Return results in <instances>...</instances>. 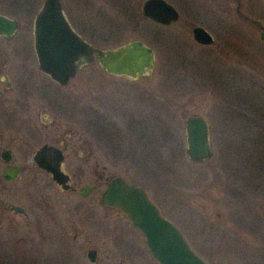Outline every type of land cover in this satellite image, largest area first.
Returning <instances> with one entry per match:
<instances>
[{
	"label": "rangeland",
	"instance_id": "374dc122",
	"mask_svg": "<svg viewBox=\"0 0 264 264\" xmlns=\"http://www.w3.org/2000/svg\"><path fill=\"white\" fill-rule=\"evenodd\" d=\"M125 1L60 0V4L73 26L86 24L85 34L96 47L110 48L137 39L153 50L152 70L137 78L134 88L117 94L120 100L132 99L128 105L137 106L132 147L154 149L148 163L153 172L140 166L151 187V200L208 264H264V43L256 31L234 17H223L221 23L219 18L208 21L187 16L181 0H166L179 15L164 26L142 18L143 0ZM41 2L0 0V14L18 22L11 39L0 38L4 52L0 151L9 148L10 163L22 169L14 181L5 183L0 178V264H90L84 257L88 248L97 250L96 264H156L128 217L100 204L101 187L86 197L78 195L77 187L86 177H97L90 173L96 162L84 165L83 152L70 151L62 169L70 173L75 166L84 168L83 177L76 183V170L71 174L74 189L63 190L30 160L42 142L23 141L24 113L13 100L22 89L40 90L50 101L55 88L38 73L32 53L31 21ZM118 5L122 14L116 10ZM193 25L210 30L212 45L199 46L193 41ZM220 27L232 30L225 32ZM28 51L30 57L25 54ZM99 73L93 62L64 88L75 92L74 110L84 104L87 85H97L93 80ZM86 74L94 76H88L89 84L82 81ZM7 82L6 90L3 83ZM120 85L118 89L123 88ZM35 103L33 121L55 119L51 105ZM191 115L202 116L208 126L213 155L203 163H192L184 155L182 126ZM82 124L79 114L78 124L70 127L77 137L84 136ZM150 124L153 128H146ZM147 132H153V143L143 136ZM47 133L54 134L48 137L51 144L55 136L62 135L55 121ZM95 137L91 135V147L98 155L104 147ZM106 161L103 164L111 167L108 173L119 171L115 160ZM4 165L0 161V171Z\"/></svg>",
	"mask_w": 264,
	"mask_h": 264
},
{
	"label": "water",
	"instance_id": "95a60500",
	"mask_svg": "<svg viewBox=\"0 0 264 264\" xmlns=\"http://www.w3.org/2000/svg\"><path fill=\"white\" fill-rule=\"evenodd\" d=\"M142 14L161 25H169L178 18L177 11L164 0H146ZM16 29L14 18L0 14V36L10 39ZM191 32L198 43L210 44L213 41L200 27H193ZM259 39L264 42V26L260 27ZM32 44L38 70L59 85L66 84L77 69L90 63L93 55L103 70L131 78L148 74L154 63L151 48L140 40H132L114 49L92 48L69 25L60 0H42L32 20ZM182 129L185 158L192 163L209 160L213 149L205 119L191 115L184 120ZM9 160L11 151L2 149L0 161L7 163ZM31 160L60 189L69 188V177L61 169L62 156L58 148L47 144L38 146ZM19 173V166L6 165L0 171V178L9 182ZM88 192V186L79 190L81 196ZM100 202L128 217L130 225L143 236L145 248L156 264H208L191 248L178 227L160 214L141 187L113 177L101 192ZM84 257L90 264H96L97 250L86 249Z\"/></svg>",
	"mask_w": 264,
	"mask_h": 264
},
{
	"label": "flooded vegetation",
	"instance_id": "af4514ba",
	"mask_svg": "<svg viewBox=\"0 0 264 264\" xmlns=\"http://www.w3.org/2000/svg\"><path fill=\"white\" fill-rule=\"evenodd\" d=\"M112 1L119 2L121 0H112ZM145 1L146 0H143L140 6L141 16L144 19L150 20L142 14V5ZM124 2L126 1L124 0ZM192 4H193V7L191 8ZM119 7H120L119 5L116 6V10L117 12L120 13L121 10L119 9ZM181 7L183 8V11L186 12L187 16L191 17L193 15V17L196 19L199 18V19L208 20V21H210L209 19H211V20L216 21V19L219 18L218 20L222 23L223 17L224 18L234 17L236 18L237 23L247 26L249 29H251V31H256L258 33V37H259L260 27L264 26V0H181ZM100 14L105 15V13H100ZM65 18L67 22L69 23V25L71 26V28L92 48L114 49L120 45L122 46L132 41V40H128L125 43L112 46L110 48L96 47L90 42V38L87 37L85 34V30H84V27L86 26L85 23H77V25L74 24L73 26L66 15H65ZM31 24H32V21H31ZM155 24H158V23H155ZM158 25L164 26L161 24H158ZM193 27H200L204 29L207 33L210 32V30L205 29L202 26L193 25L190 29L191 37H192L191 31ZM220 28L221 30L225 32H229L232 30V29H228L227 27H220ZM17 29H18V22H17ZM31 29H32V25H31ZM92 33H95V32L93 31ZM13 35H15V33ZM209 35L213 39L210 33ZM0 38L4 40H9V39L4 38L3 36H0ZM133 40H137V39H133ZM193 41L199 46H204V47L212 45L213 43L212 41V43L210 44H201V43L196 42L194 39ZM260 41L263 42L262 40ZM143 44L147 46L145 43ZM32 53L35 59L34 52H33V44H32ZM152 53H153V50H152ZM25 54H28L30 57L29 51L28 53H25ZM3 55H4L3 50H0V62L1 60H3ZM153 57H154V53H153ZM93 62H95L97 64V67L101 70V73H99L96 76V78L93 80L94 82H97V85L95 86V85L89 84V80H90L89 77L93 79L94 77L93 75L89 76V74H86L85 77H82V79L86 78L85 80H82V81L87 80V83L89 85H87L85 94L83 95L85 99L84 104L82 105V107H78L79 111L74 110L76 107V103H74V100H73L74 98L73 96L75 92H73L72 90L70 91L68 89L64 90V88H66L70 84V82L73 81L74 79L80 78L79 72L81 73V71L84 68L88 69L89 65L91 66ZM35 63H36V60H35ZM36 69L38 73L47 77L46 75H44L38 70L37 66H36ZM146 75H142V76H146ZM137 78H131V77L124 76V75L112 74V73H109L103 70L99 62L97 61L96 56L93 55L91 62L77 69L75 74L67 81L66 84L59 85L48 78L52 82V84H54V87H55L51 91L52 95L50 97V101L47 99L45 93L40 90L38 91L34 90L30 92V91H24L22 89L19 90L20 95L13 100L15 104L18 105L16 107L21 109V112L24 113L23 114L24 115L23 124H22L21 129H23L24 133H26V136L23 137V141L25 142L26 141L27 142L28 141H33V142L41 141L42 143H40L39 146L43 144H47V145H51V146L58 148L61 152L62 164L69 156V152L74 151V150H81L83 152L82 162H85L84 165H88L89 161L96 162L94 164V167L90 171V173H93L97 177L93 180L88 179L86 177L85 179L88 180V182H85L86 180H84V182L81 183V185L77 187L78 195L80 197H86L88 194L92 193L96 187H101V191H100V194H101V192L103 191L107 182L110 179H112L113 177H119L127 184H133V185H137L141 187L144 190L147 198L156 206V204L151 200V195H150L152 193L150 192L151 187L148 185V183L145 182L144 173L141 172L140 170V166H145L146 168L148 167L149 169L152 170V167L148 166V163L153 158L152 155H154L153 154L154 149L153 147L143 148L139 145H138V148L132 147V144L134 143H133V139L131 136V129H132V123L135 120L134 118H137V113H136L137 106L135 107L132 104H129V105L127 104V101L130 103L132 99L131 100L121 99L124 101L122 102L117 96L118 92L121 94V91L126 90V88H131V87L134 88L136 85H132V83ZM120 79L123 82H120ZM23 81H27V78L24 79ZM119 83L122 84L123 86L122 89H118L121 86ZM3 85H5L6 90L9 89L10 87V84L8 82L3 83ZM20 87H22V84H20ZM95 91H97V93ZM36 94L37 95L39 94V96H36ZM7 100L8 102L11 101L13 103L11 99L7 98ZM37 101L39 102L44 101L45 103L43 102L38 103ZM34 103L39 104V105L40 104L51 105L55 110L53 114L55 116V119L53 118L48 119L47 117H45L43 119H40L39 122L33 121L32 119L34 115L32 113V107L35 106ZM10 114L11 112H9V115ZM79 114L81 115V121L83 123L82 124V128H83L82 130H83V135H84L83 137H77L75 134L76 131L72 132V130H70V127L76 126L78 124ZM151 115H152V112H151ZM54 121L57 123V127H59L60 131H62V135L59 137L55 136L54 141L51 144L49 143L50 141L48 140V137L53 136L54 134L50 135V133H47V128L49 125H52ZM146 128L152 129L153 128L152 124L146 125ZM65 132H67V135L63 136V133ZM152 133L153 132L143 133V136L148 139V142L153 143ZM161 133L162 132H160V134ZM91 135H94V137L98 136V140H99L98 142H101V144L104 147L103 152L98 155H96V152L91 147V142H92ZM165 137L166 136H164V138ZM3 149H9V148L5 147ZM156 150H157V154H159V149H156ZM31 158H32V154H31L30 160ZM12 159H13V155L11 152V160ZM109 159L115 160L118 163L120 172L118 171L113 174H110L107 172L108 171L107 169H111V167L109 165H106L105 163L103 164V161H106ZM11 160H9L7 163H4L5 165L3 167H5L6 165H17V164H11L10 163ZM62 164H61V169H62ZM72 169L73 170L70 173L65 172L62 169V171L66 173L67 176L69 177V188L65 190L74 189L72 187V178L74 175L72 176L71 174H75L77 170L78 178L75 179V182L77 183L81 175V170H83L84 168L82 169L81 167L75 166ZM151 170L149 171L153 172V170L152 171ZM21 172H22V169L20 167L19 175L21 174ZM18 176L14 180H16ZM55 186L58 187L57 185ZM83 186H88L89 188V192L86 196H81L79 193L80 188ZM100 194H99V202H100ZM103 207H106V206H103Z\"/></svg>",
	"mask_w": 264,
	"mask_h": 264
},
{
	"label": "trees",
	"instance_id": "16d2710c",
	"mask_svg": "<svg viewBox=\"0 0 264 264\" xmlns=\"http://www.w3.org/2000/svg\"><path fill=\"white\" fill-rule=\"evenodd\" d=\"M248 105V104H247ZM18 249H19V252H22L23 250L22 249H20V247H18Z\"/></svg>",
	"mask_w": 264,
	"mask_h": 264
}]
</instances>
